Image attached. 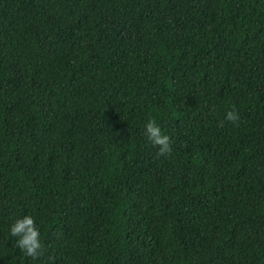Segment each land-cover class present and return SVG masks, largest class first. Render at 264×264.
<instances>
[{"label": "trees", "instance_id": "obj_1", "mask_svg": "<svg viewBox=\"0 0 264 264\" xmlns=\"http://www.w3.org/2000/svg\"><path fill=\"white\" fill-rule=\"evenodd\" d=\"M0 264H264V0H0Z\"/></svg>", "mask_w": 264, "mask_h": 264}, {"label": "clouds", "instance_id": "obj_2", "mask_svg": "<svg viewBox=\"0 0 264 264\" xmlns=\"http://www.w3.org/2000/svg\"><path fill=\"white\" fill-rule=\"evenodd\" d=\"M224 120L236 122L238 113L228 110L224 113ZM221 121L220 123H222ZM145 141L154 146L160 155L171 152V142L168 134L163 131L154 118L148 117L143 123ZM8 234L15 238V246L26 257L38 259L43 253V244L38 224L30 214H18L12 217L8 225Z\"/></svg>", "mask_w": 264, "mask_h": 264}]
</instances>
